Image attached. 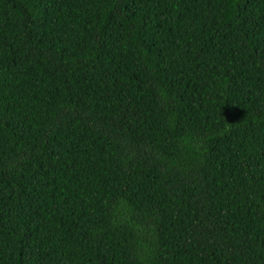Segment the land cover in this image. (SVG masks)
<instances>
[{
    "label": "trees",
    "instance_id": "obj_1",
    "mask_svg": "<svg viewBox=\"0 0 264 264\" xmlns=\"http://www.w3.org/2000/svg\"><path fill=\"white\" fill-rule=\"evenodd\" d=\"M0 264H264V0H0Z\"/></svg>",
    "mask_w": 264,
    "mask_h": 264
},
{
    "label": "clouds",
    "instance_id": "obj_2",
    "mask_svg": "<svg viewBox=\"0 0 264 264\" xmlns=\"http://www.w3.org/2000/svg\"><path fill=\"white\" fill-rule=\"evenodd\" d=\"M226 128L230 127V123L228 125L225 126Z\"/></svg>",
    "mask_w": 264,
    "mask_h": 264
}]
</instances>
